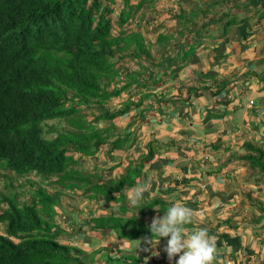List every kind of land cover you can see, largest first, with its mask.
<instances>
[{"label": "trees", "instance_id": "obj_1", "mask_svg": "<svg viewBox=\"0 0 264 264\" xmlns=\"http://www.w3.org/2000/svg\"><path fill=\"white\" fill-rule=\"evenodd\" d=\"M136 1L0 0V179L8 189L6 194L0 192V229L6 234L0 232V264H88L77 244L70 248L57 239L64 230L69 231L65 233L69 238L82 230L81 226L75 228V211L65 210L74 224L66 229L67 221H53L56 200L41 187L33 191L39 198L32 194L28 202L20 200L14 189L23 184L15 179L32 173L46 180L54 178L66 189L83 188L82 193L90 192V197L100 193L114 200L113 193L121 192L125 184L133 186L144 160L152 158L151 144L146 145V154L126 160L118 177L104 184L94 183L100 176L88 174L85 156L93 155L106 142L110 152L129 148L136 136L130 144L125 142L134 132L119 131L112 120L140 106L151 94L140 92L133 101L130 95L118 108H110L108 101L131 91L132 84L148 88L159 82L160 78L147 82L143 71L150 76V66L156 62L153 70L166 75L169 62L177 63L174 54L179 44L183 65L189 50L219 35L214 32L219 27L202 25L200 30L194 29L196 40L186 42L202 9L185 13L180 2H175L177 8L169 6L171 0L153 9L150 4L155 0H139L132 9L130 3ZM122 70L136 73V79L124 76ZM193 90L164 100H184ZM54 119L66 121L68 127L56 128L50 123L45 129L44 123ZM100 121L108 124L98 126ZM252 148L258 152L252 157L258 166L262 151ZM124 197L120 193L117 199ZM126 210L121 214L126 215ZM87 220L84 223L92 231L129 226L123 220L114 221L112 213L95 217L91 224ZM135 231L139 230L132 233Z\"/></svg>", "mask_w": 264, "mask_h": 264}, {"label": "crops", "instance_id": "obj_2", "mask_svg": "<svg viewBox=\"0 0 264 264\" xmlns=\"http://www.w3.org/2000/svg\"><path fill=\"white\" fill-rule=\"evenodd\" d=\"M175 2L183 3L185 13L198 8L206 13L200 12L192 31L202 25L216 29L222 21V33L196 46L183 65L179 44L174 54L177 63L169 62L166 75L151 70L150 75L161 78L158 86L136 87L115 100L118 108L130 95L133 101L140 92L151 94L127 115L114 119L122 132L142 127L132 145L113 152L107 145L104 158L94 162L107 179H116L126 160H138L150 143L153 156L144 162L148 164H143L135 186L144 183L149 173L153 183L160 182L153 184L154 192L144 193L157 198L151 208L144 205L153 216L165 213L159 203L167 210L181 201L194 210L188 228L205 227L218 237L215 264H264V157L258 166L252 159L258 156L252 145L264 154V0H171L169 6L177 8ZM195 30L186 42L196 40ZM188 88L194 90L184 100H164L184 96ZM249 99H253L251 107L246 106ZM140 109L142 114L137 113ZM128 152L132 158H126ZM164 195H169L166 201L161 199ZM100 204L82 203L76 218L88 219L86 212L102 210ZM89 226L84 224L70 238L64 230L59 238L66 245L80 246L88 264H114L108 258L111 262L121 257L118 248L134 252L132 241L119 237V230L92 231ZM98 239L96 248L93 243ZM166 243L167 238H161L155 246L140 247L136 252L142 258L135 264H175L178 256L168 260L163 251Z\"/></svg>", "mask_w": 264, "mask_h": 264}, {"label": "clouds", "instance_id": "obj_3", "mask_svg": "<svg viewBox=\"0 0 264 264\" xmlns=\"http://www.w3.org/2000/svg\"><path fill=\"white\" fill-rule=\"evenodd\" d=\"M162 3L163 2L161 0H157V3H155L153 1L150 4V7H151L150 9H153V7H155V6L158 7ZM193 49H195V47ZM187 61H188V59L186 60V62ZM156 84L154 85L151 83L150 87L158 86ZM131 87L135 88V85L132 84ZM120 97L121 96H119V98ZM114 102H115V100H114ZM115 105H116V102H115L114 106ZM252 105H253V99H249L246 103V106L251 107ZM133 108H131L129 110V112ZM129 112H127L123 115H119L117 117L125 116ZM117 117H115V118H117ZM115 130H117V129L115 128ZM128 131L134 132L137 135L138 131H139V133L142 132V127L141 126L135 127V128H132L131 130L129 129ZM107 145H109V144L105 143V146H107ZM102 146L104 147V145H102ZM120 148H121V150H123L122 147H120ZM100 150H101V148H100ZM94 154L89 156V157H93V156L95 157ZM261 155L262 156H261L260 160H263L264 154H261ZM97 160L98 159H96V161ZM146 160H149V159H146ZM146 160H144V162ZM147 164L148 163H144V165H147ZM95 165L98 166L96 163H95ZM92 168H93V166L91 165V169ZM95 169H97V168H95ZM2 171L4 173H7L3 169H2ZM94 173H97L100 176L99 178H97L95 180L94 183L104 184V183L108 182V180L114 178V177H112L110 179H107L106 176L102 172L98 171V169ZM36 176H38V175H32V173H28L27 175L26 174L22 175L16 179L18 181V183L20 182L22 184L23 180L25 183H27V185H25L23 190H18V192L24 191V193H26V197L23 199L20 198V200L28 202L30 200V196H32V194H35L39 198L40 197L39 193L33 192V191H36L41 186V188H43L46 191V193L50 196V198L52 200H56V203H54V205L52 207L54 209L55 222L61 223L62 221H67L68 226H65L66 229H72V226H74V224H72L73 222L75 223V228L80 227V226H81L80 228H82V226L86 223H84L85 222L84 219H78V218H76L72 222L71 217L69 215H66L65 210H68V211L74 210L75 214H76V212L78 211L75 209L76 205H79V204L81 205L82 203H86V202H90V201H94V203H101L102 201H104L105 205L110 206V208H111L110 211H107V214L112 213L113 216H114V214H116L118 216L121 214V211H119V210H121V208L119 206H115V204H122V203L127 202V203H130L131 206L135 207V206H138L139 203H142L148 207L150 204L153 203L155 196H153V197L148 196V195L144 196V193L145 192H154L155 189L153 187V184L154 185L158 184V186L160 185L159 181H156L155 183H153L154 176L152 173H149V175L147 176L144 183H142L138 186H135V183H134L133 186H129V187L127 184H125L126 186L123 187L121 192H114L113 193L112 196H114V197L116 196V198L114 200H108L100 193H97L96 197L95 196L90 197V192H88L87 194L82 193L83 188H81L80 190H78V187H75L73 189H66L63 186L57 185L56 182H54L52 185H50V187L53 185H56L55 187H51L49 189H46L45 187H43L42 185H40L36 181L28 179V178H35ZM29 180L33 181L35 183L30 185ZM41 180L44 182H48L52 179L46 180V179L41 178ZM3 185H4V182H3ZM4 188H6V187H4ZM60 189H61V191H60ZM14 190H16V189H14ZM77 190H78V192H77ZM7 191H8V189H6L5 192L1 191V189H0V192L4 193V194H6ZM62 193H66V195L62 196ZM120 193L124 194V196H125L124 200L117 199V196ZM75 194L78 196L81 195L82 198H85V199L84 200L82 199V201L79 203L78 201H76L74 199ZM110 202H114V203H110ZM155 203H156V200H155L154 204ZM134 210H135V215H137V209L134 208ZM199 210H200V212H202V208H199ZM102 212H103V210H96V209H90L89 212H86V217L88 215V220H87L88 223L91 224L92 220L95 217H102V216L107 215V214H102ZM131 212H132L131 208L127 209L126 215H132ZM124 218H127V217H124ZM193 218H194V210L193 209L187 207L181 201L174 202L170 207H168V209L166 210V212L164 213V215L162 217L156 216V217L152 218L150 225H149V231L151 232V238H145L146 243H149V244L155 246V245L159 244L161 238H167V243H166L163 251L166 252L167 258L169 261H171L173 259V257L178 256V259L176 260L175 264H215L217 255L219 253L218 237L216 235H210L209 230L205 227H196L194 229L188 228L187 225L193 223ZM129 225H130V223H129ZM114 229L119 230V228H113V229H109V230H99V229H97V230H99L100 232H103V231H111ZM97 230H95V231H97ZM2 233L5 234L4 232H2ZM137 233L138 232H135V234H137ZM132 234L135 236L134 233H132ZM153 237L156 238L155 241H153ZM9 238H11L13 241L17 242L16 238H14V237H9ZM59 238H60V234L58 235L57 239L59 242L65 244ZM69 245H71V244H69ZM155 255H158V253H155ZM124 263L129 264L126 261H124ZM226 264H228V262H226Z\"/></svg>", "mask_w": 264, "mask_h": 264}, {"label": "rangeland", "instance_id": "obj_4", "mask_svg": "<svg viewBox=\"0 0 264 264\" xmlns=\"http://www.w3.org/2000/svg\"><path fill=\"white\" fill-rule=\"evenodd\" d=\"M155 3H157V0H155L154 1ZM185 2H187V1H183V3H184V5H187ZM135 3V2H134ZM138 3H139V0H137L136 1V3L135 4H131L130 3V6H131V8L132 9H135L137 6H138ZM183 3H181V6L183 5ZM197 10H194L193 12L195 13ZM220 15H222L223 14V11L221 10V12L219 13ZM217 25L219 26V31H216V30H214V32H216L217 34H220V33H222V31H223V26H222V21L220 22V23H217ZM134 27H135V25H134ZM197 30H200V28L199 29H197ZM150 33H148L146 36H148ZM214 34V33H213ZM212 35V34H211ZM210 35V36H211ZM191 52V50H189L188 51V54ZM190 58V57H189ZM188 59V58H187ZM186 59V60H187ZM127 63V62H126ZM156 63V62H155ZM154 63V64H155ZM131 65H133L134 64V62H132V63H130ZM154 64H152L150 67H151V69H153V66H154ZM133 71L134 72H136V70H135V68H133ZM122 73H123V75L125 76H127V74H128V76L129 75H131L132 77H133V79H136V73H125V71H123L122 70ZM143 75L145 76V80H147V82H154V81H156L157 79H159L160 77L159 76H153V73H152V75H148V71L146 70V72H144L143 71ZM147 78H149V80L147 79ZM159 80H161V78L159 79ZM139 85H140V83H139ZM153 97H155V98H157L155 95L153 96ZM171 99H173V98H171ZM170 101H173V100H170ZM108 105H109V107L110 108H114V100H111V101H109L108 102ZM95 107H99L98 105L97 106H95ZM94 107V108H95ZM96 109V108H95ZM119 118L117 117V118H115V120H118ZM113 123H114V119H113V121H112ZM50 123H54V124H56L57 125V127L56 128H66V127H68V125H67V123H66V121H58L57 119H54V120H50V121H46L45 123H44V128L45 129H47V126L50 124ZM106 124H108V122L107 121H100L99 123H98V126H102V125H106ZM47 131V130H46ZM48 132V134H46V136H50V134H49V131H47ZM136 136V133H132L130 136H129V139H131L129 142H125V143H128V144H130L131 142H132V139L134 138ZM113 137L114 136H111V139H113ZM134 142V141H133ZM106 143H108V142H106ZM124 142L123 143H121V146L122 145H124L125 144ZM132 145V144H131ZM107 146H102L101 147V150H100V148L98 149V150H96L95 151V153L97 152V151H99V152H97L96 154H95V157L93 156V157H88V156H85V159H86V161H87V163H88V166H87V168L85 167V169H86V171L88 172V174L92 177L93 175H94V172L97 170V169H95V168H97V166L95 165V160H96V158L97 159H103L104 158V156H105V153L104 152H102V151H107ZM99 153H101L102 155L100 156V157H98V155H99ZM129 154H127V157L126 158H132V156H131V154H130V152H128ZM76 155H78V153H76ZM91 165L93 166V168L91 169ZM99 171V170H98ZM100 172V171H99ZM28 179H30V180H33V181H36L37 183H39L40 185H42L43 187H45L46 189H49V188H51V187H55L56 185H53V186H51L50 187V185H52L54 182H56V180L54 179H52V180H50V181H48V182H44V181H42L41 180V178L39 177V176H36L35 178H28ZM15 182H17L18 183V181L15 179ZM23 183V185L21 186V187H18V189L17 190H15L18 194H19V196H20V198L21 199H23V198H25L26 197V193H24V191H22V192H18V190H21V189H24V187H25V185H27V183H25L24 182V180L22 181ZM41 187V186H40ZM0 189H1V191H6V188H4V185H3V181L0 179ZM26 190V189H25ZM79 190V189H78ZM78 190H77V192H78ZM151 191V190H150ZM64 195H66V193H62V196H64ZM168 196L169 195H164V196H162L161 197V199L163 200V201H166L167 200V198H168ZM74 199L76 200V201H78L79 203L82 201V199L84 200L85 198H82V196L80 195V196H78V195H74ZM71 201V200H70ZM110 203H114V202H110ZM97 205L99 204V203H96ZM103 204V205H102ZM102 204H100L101 205V207L103 206V212H102V214H107V211H110L111 210V208H110V206H105V203H104V201H102ZM154 204V201H153V203L152 204H150L148 207L149 208H151V206ZM159 205H160V207H161V209H162V211L163 212H166V210H164V207H162V203H159ZM115 206H119L122 210H126V209H132V215H122V214H120V215H116V214H114V221H121V220H123V222H127V223H130V225L128 226V227H124L123 229H121V228H119V231H118V233H117V235L119 236V237H122V238H124L125 240H126V242H130V241H132V248H133V250H134V252H129V251H124L122 248H118V252L120 253V255H121V257H119L118 259H116V260H114V261H111V262H109L110 261V259L108 258V263H114V264H123V262L124 261H126V260H130V263H132V264H135L136 262H137V260H139V259H141L142 258V256H141V254H137V250L138 249H140V247H142V246H144V245H148V243H146V241H145V238H151V232L149 231V225H150V222H151V220H152V218L154 217L153 216V213H152V211H149L148 210V208L147 207H145L144 206V204H142V203H139L138 204V206H135V207H133V206H131L130 205V203H127V202H125V203H122V204H115ZM79 207H80V204H79ZM134 208H136L137 209V215H135V210H134ZM74 209V208H73ZM122 210H119V211H122ZM77 214H78V211L76 212ZM129 216V217H128ZM124 217H127V218H124ZM106 218V217H105ZM151 219V220H150ZM53 221H54V218H53ZM134 230H139L138 231V233L134 236L133 234H132V232L134 231ZM0 232H3V229H0ZM136 232V231H135ZM120 239V238H119ZM95 240V239H94ZM116 240V239H115ZM99 243H100V240L98 239L97 241H95L94 243H93V245H94V247H96V248H98L99 247ZM69 247L71 248V246L69 245ZM80 246H78V248H79ZM94 252H96V251H93V253ZM82 253V252H81ZM84 254V253H83ZM105 257V256H104ZM99 259H100V257H98ZM107 258V257H106ZM156 258L157 257H154V260H156Z\"/></svg>", "mask_w": 264, "mask_h": 264}]
</instances>
